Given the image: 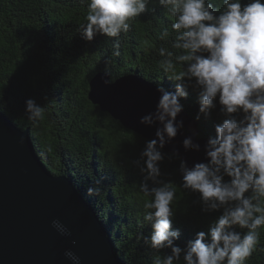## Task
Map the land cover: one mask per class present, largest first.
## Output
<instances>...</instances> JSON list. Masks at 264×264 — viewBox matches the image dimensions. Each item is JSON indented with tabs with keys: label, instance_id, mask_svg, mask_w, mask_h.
Wrapping results in <instances>:
<instances>
[{
	"label": "trees",
	"instance_id": "trees-1",
	"mask_svg": "<svg viewBox=\"0 0 264 264\" xmlns=\"http://www.w3.org/2000/svg\"><path fill=\"white\" fill-rule=\"evenodd\" d=\"M158 2L149 0L147 11L129 21L127 32L121 31L116 37L96 32L89 41L84 30L90 0H0V109L19 127L34 128V145L51 174L71 176L78 191L79 186H84L82 196L108 226L123 264H163V259L172 255L170 247L151 246L153 222L144 217L152 211L145 204L154 197L144 195L142 183L146 182L150 189L172 183L175 189L171 230L178 233L173 246L182 251L173 264H185L184 255L199 232H205L206 242L210 243V227L224 211L223 207L212 210L209 204L213 201L205 202L198 191L184 188L182 162L159 148L163 156L158 162L160 176L145 181L147 172L142 169L146 158L142 154L149 141L124 129L110 115L101 114L86 99L87 77L91 78L94 70L106 72L113 79L137 75L179 95L181 108L198 125L199 137L208 141L217 138L216 126L229 118L219 96L213 100L212 108L201 112L202 89L196 86L195 79L175 81L174 72L164 70L168 52L172 53L175 73L187 64L177 59L183 50L174 47L179 35L172 27L176 15L171 6ZM240 2L243 6L253 0ZM206 3L213 5L217 16L225 10L224 0ZM162 49L164 56L160 54ZM28 100L44 108L42 118H30ZM48 106L55 112L48 113ZM244 115L241 110L232 118L239 122ZM88 136L92 138L90 144ZM58 155L61 164L57 163ZM88 165H94L96 171L92 173ZM224 182H230V177L224 176ZM89 188H98L99 194L90 196ZM259 203L264 206V198ZM230 230L242 235L248 231L238 225ZM257 232L258 243L244 264H264V226Z\"/></svg>",
	"mask_w": 264,
	"mask_h": 264
},
{
	"label": "clouds",
	"instance_id": "clouds-1",
	"mask_svg": "<svg viewBox=\"0 0 264 264\" xmlns=\"http://www.w3.org/2000/svg\"><path fill=\"white\" fill-rule=\"evenodd\" d=\"M159 2L171 6L176 15L172 27L179 35L174 47L183 50L177 59L187 64L175 73L172 53L168 52L169 59L163 61L164 70L174 72L175 81L195 79L196 86L202 89L201 112L212 108L218 95L229 117L216 126L217 138L208 142L209 164L197 163L189 169L185 162L181 163L184 188L198 191L205 202L213 201L209 204L212 210L224 208L210 227V243L206 242L205 232H199L190 243L184 261L185 264H225V261L244 264L258 243L257 229L264 226V206L259 203L264 198V3L253 0L242 6L240 0H224L225 10L217 16L213 5L206 0ZM148 3L149 0H90L85 38L92 40L96 32L107 37L127 32L129 21L147 11ZM160 54L164 56L165 50ZM158 90L162 96L155 120L163 128L157 130V139L147 142L142 154L146 158V167L142 169L147 172L145 181L160 176L158 162L163 156L159 149L167 142L165 136L174 138L182 126L175 123L181 112L179 95L162 87ZM241 110L245 115L238 122L232 117ZM27 112L31 119H38L43 117L44 108L28 100ZM153 122L151 116L141 119L142 124ZM191 143L190 138L183 142L185 148ZM224 176L230 177V182H224ZM140 190L145 196L154 197L145 204L152 211L144 217L153 222L151 246L154 249L170 247L172 255L165 257L163 264H173L182 251L173 246L178 233L171 230L175 189L172 183L150 189L145 182ZM247 192L252 195L245 196ZM88 194H99V189L89 188ZM237 225L248 231L242 235L230 230ZM53 227L61 234H68L59 221H53ZM65 255L78 260L72 252Z\"/></svg>",
	"mask_w": 264,
	"mask_h": 264
},
{
	"label": "water",
	"instance_id": "water-1",
	"mask_svg": "<svg viewBox=\"0 0 264 264\" xmlns=\"http://www.w3.org/2000/svg\"><path fill=\"white\" fill-rule=\"evenodd\" d=\"M89 85V100L99 111L120 118L125 129L146 141L157 139V130L163 128L155 120L161 87L131 74L117 81L96 74ZM145 116L154 122L142 124ZM175 123L182 126L174 138L165 136L161 150L189 169L209 164V141L198 137L197 123L182 108ZM26 129L20 131L0 113V264H123L86 199L68 178L51 175L34 155ZM188 138L192 143L185 148ZM53 221L68 234H61Z\"/></svg>",
	"mask_w": 264,
	"mask_h": 264
},
{
	"label": "rangeland",
	"instance_id": "rangeland-1",
	"mask_svg": "<svg viewBox=\"0 0 264 264\" xmlns=\"http://www.w3.org/2000/svg\"><path fill=\"white\" fill-rule=\"evenodd\" d=\"M108 66H112L111 64H108ZM96 74H102V75H107L109 78H110V81H117V80H119V78H116V79H113V78H111V76L109 75V74H107L106 72H101V70H94V72H92V75L93 76H95ZM93 76H90L91 78H88L87 77V79H88V83L85 85V95H86V99H87V101L91 104V105H93L92 104V102L89 100V97H88V95L91 93V86L89 85V81L93 78ZM126 76V75H125ZM134 76H136V77H138L137 75H134ZM139 78V77H138ZM142 80H144V79H142ZM144 81H146V80H144ZM97 93H98V91H96ZM112 97H113V95H112ZM46 105V104H45ZM51 106H53V105H51ZM49 107L48 108V110H47V112L48 113H53V112H55V109L53 108V107ZM0 113H2L3 115H5V117H7L8 118V121L12 124L13 123V125L16 127V128H18L20 131H24V129L23 128H21V127H19L18 125H16L15 124V122L13 121V120H11L10 118H9V116L6 114V112H3V110H1L0 109ZM100 113L102 114V113H104L103 111H101L100 110ZM106 114H108V115H110L109 114V112H105ZM110 117L112 118V116L110 115ZM113 120H115L114 118H112ZM115 121H117V122H119L120 124H122L119 120H115ZM53 123H55V122H53ZM34 128L33 129H29V128H27L26 129V134H27V139L29 140V142L31 143V146H32V149H33V153H34V155L38 158V159H40L41 160V158L39 157V154L37 153V150H36V147L34 148V140H33V138H32V134L34 135ZM199 137V136H198ZM201 138V137H200ZM34 149H35V151H34ZM42 161V160H41ZM43 162V161H42ZM57 163H59V164H61L60 163V160H57ZM43 164V167L45 168V163L43 162L42 163ZM46 169V168H45ZM87 169L89 170V168L87 167ZM47 170V169H46ZM48 171V170H47ZM49 172V171H48ZM58 175H62V174H58ZM58 175H53V176H58ZM64 177H67L68 179H70V176H67V175H65L64 174ZM106 178H108V177H106ZM71 181V180H70ZM72 182V181H71ZM72 184H73V182H72ZM105 184V183H104ZM106 185V184H105ZM83 187L84 186H82V187H79V188H81V191H78L81 195H83V191H84V189H83ZM85 192V191H84ZM88 204H90V203H88ZM90 206L93 208V210H94V207L90 204ZM94 213L95 214H99V213H97L96 212V209L94 210ZM99 221H100V219H99ZM105 229H108V228H105ZM106 235L112 240V238L109 236L110 234H109V232L107 233V230H106ZM112 243H113V241H112ZM114 244V243H113ZM116 250V249H115ZM123 263V262H122Z\"/></svg>",
	"mask_w": 264,
	"mask_h": 264
},
{
	"label": "bare ground",
	"instance_id": "bare-ground-1",
	"mask_svg": "<svg viewBox=\"0 0 264 264\" xmlns=\"http://www.w3.org/2000/svg\"><path fill=\"white\" fill-rule=\"evenodd\" d=\"M88 1V0H87ZM159 3V2H158ZM87 5V4H86ZM78 6V5H77ZM151 7V6H150ZM163 7V6H162ZM158 11V10H157ZM160 12V11H159ZM158 13V12H157ZM60 57V56H59ZM68 58V57H67ZM57 72H59V71H57ZM63 90V89H62ZM71 91V90H70ZM66 92V91H65ZM69 92V91H68ZM59 93V92H58ZM97 93V92H96ZM68 94V93H67ZM63 95V94H62ZM117 120H121L120 118H118ZM48 121V120H47ZM78 122V121H77ZM80 122V121H79ZM121 122V121H120ZM82 123V122H81ZM56 124H58L57 122H56ZM122 125V124H121ZM122 127L125 129V127L122 125ZM27 137V136H26ZM87 139V142H88V144H90V142L92 141L91 139L92 138H90L89 136L86 138ZM203 139H205V138H203ZM34 144V143H33ZM36 145V144H35ZM34 145V148L36 147ZM91 146H93L92 144H91ZM76 147V146H75ZM74 147V148H75ZM75 150V149H74ZM34 151H35V149H34ZM37 153H38V151H37ZM39 154V153H38ZM66 155V154H65ZM71 155V154H70ZM61 156V155H60ZM72 156V155H71ZM70 156V157H71ZM79 156V155H78ZM40 157V156H39ZM53 157V156H52ZM81 157V156H80ZM58 159H56V160H59V155H58V157H57ZM61 158V157H60ZM84 160V159H83ZM41 161V160H40ZM71 161H73V159L71 160ZM74 162V161H73ZM97 162V161H96ZM41 163H43L42 161H41ZM75 163V162H74ZM88 164H90V162H88ZM88 168H89V170L92 172V173H94V171H96L95 170V166L94 165H88L87 166ZM80 168V167H79ZM78 172V171H77ZM50 173V172H49ZM87 173H89V172H87ZM51 174V173H50ZM91 174V173H90ZM51 175H53V174H51ZM78 175V174H77ZM62 176H64V174H62ZM71 177V176H70ZM67 178V177H66ZM120 178V177H119ZM77 179H80V178H77ZM108 179V178H107ZM69 180H71L72 181V179L70 178ZM76 180V179H75ZM95 180V179H94ZM103 180V179H102ZM92 182V181H91ZM99 182V181H98ZM87 183V182H86ZM93 183V182H92ZM99 184V183H98ZM73 186H74V184H73ZM76 187V186H75ZM80 187V186H79ZM90 187V186H89ZM92 187V186H91ZM108 187V186H107ZM104 188V187H103ZM93 189V188H92ZM115 189V188H114ZM125 189V188H124ZM100 191V190H99ZM114 191V190H113ZM117 191V190H116ZM115 191V192H116ZM123 192V191H122ZM105 194V193H104ZM107 195V194H106ZM111 195V194H110ZM105 196V195H104ZM95 216L98 218V220L100 219L99 217V214H95ZM123 221V220H122ZM104 221L102 220V219H100V223L102 224V226H103V228L105 229V228H108V226L107 225H105L104 223H103ZM147 224V223H146ZM175 229V228H174ZM107 233H108V229H107ZM134 233V232H133ZM105 234H106V229H105ZM122 262V261H121Z\"/></svg>",
	"mask_w": 264,
	"mask_h": 264
}]
</instances>
